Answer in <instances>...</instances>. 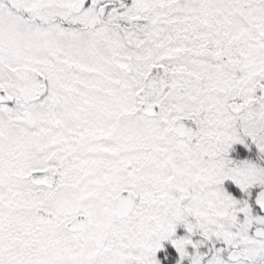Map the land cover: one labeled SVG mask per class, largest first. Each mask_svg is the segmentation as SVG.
<instances>
[{
    "label": "snow or ice",
    "instance_id": "snow-or-ice-1",
    "mask_svg": "<svg viewBox=\"0 0 264 264\" xmlns=\"http://www.w3.org/2000/svg\"><path fill=\"white\" fill-rule=\"evenodd\" d=\"M0 264H264V0H0Z\"/></svg>",
    "mask_w": 264,
    "mask_h": 264
}]
</instances>
